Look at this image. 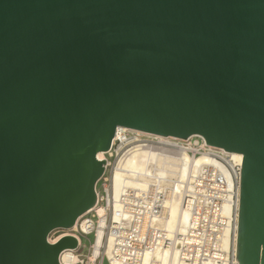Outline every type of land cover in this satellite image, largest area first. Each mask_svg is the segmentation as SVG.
Listing matches in <instances>:
<instances>
[{"label": "water", "instance_id": "water-1", "mask_svg": "<svg viewBox=\"0 0 264 264\" xmlns=\"http://www.w3.org/2000/svg\"><path fill=\"white\" fill-rule=\"evenodd\" d=\"M241 154L237 264H264V0H0V264H58L117 127Z\"/></svg>", "mask_w": 264, "mask_h": 264}, {"label": "built area", "instance_id": "built-area-1", "mask_svg": "<svg viewBox=\"0 0 264 264\" xmlns=\"http://www.w3.org/2000/svg\"><path fill=\"white\" fill-rule=\"evenodd\" d=\"M116 131L107 151L103 152V172L95 184V203L83 213L70 228L52 229L46 236L48 244L56 243L63 236L76 240L74 248L63 249L74 254L78 260L71 264H88L83 255L86 247L82 238L92 235L88 247L92 249L100 219L96 208H103L105 223L104 244L109 245L108 254L98 255L93 264H161L154 253L175 250L179 264H235V245L238 216V196L241 162L222 148L206 144L198 135L186 139L168 137L160 141L156 135L128 129L121 136ZM138 150H153L159 154L176 157L186 153L191 159L204 155L211 162L201 165L183 180H169L163 176L137 177L145 181L142 186L122 187L113 199L112 174L118 163ZM101 161V160H99ZM178 190L181 207L187 213L182 232L169 237L162 227L165 217V200L171 191ZM225 202L231 211L223 214ZM226 234V245L223 237Z\"/></svg>", "mask_w": 264, "mask_h": 264}, {"label": "bare ground", "instance_id": "bare-ground-1", "mask_svg": "<svg viewBox=\"0 0 264 264\" xmlns=\"http://www.w3.org/2000/svg\"><path fill=\"white\" fill-rule=\"evenodd\" d=\"M126 130L127 128L125 127H117L115 129L117 134L116 136H121L122 132ZM156 137L162 142H167L168 137L159 135H156ZM103 152H98L96 154L97 160H102ZM230 153L232 154V157L234 159L241 162V154L234 152ZM209 162L211 161L204 155L191 159L186 153H182L177 157H174L159 154L153 150H138V148H136L135 150L131 151V153L123 157V159L118 163V166L114 169L111 183L113 199L115 200L117 198L122 187H136L145 184V181H137V177H140V179L143 180L148 176L154 175L163 176L169 180H172L174 178L183 180L184 177H186L188 174L196 172L201 165L207 164ZM177 192V189L175 191H171L170 195L165 200L166 211L165 217L161 224L169 237L173 236L176 232H182L187 222V213L181 207V199ZM95 210L100 219L98 221V228L95 232L94 243L92 245V252L89 256L88 264H93L94 259L100 254L101 246H103L104 241V209L99 207ZM230 211V204L228 202H225L223 205V214L228 215ZM79 217H77V219ZM77 219L75 220V222L77 221ZM75 222L72 227L75 225ZM226 241L227 239L225 234V236L223 237V246L226 245ZM108 249L109 245L106 246V254H108ZM154 258L161 264H179L175 250L166 249L156 251L154 253ZM77 260L78 258L74 254L70 252H64L61 258V263L71 264L75 263ZM235 264H237V261Z\"/></svg>", "mask_w": 264, "mask_h": 264}, {"label": "rangeland", "instance_id": "rangeland-1", "mask_svg": "<svg viewBox=\"0 0 264 264\" xmlns=\"http://www.w3.org/2000/svg\"><path fill=\"white\" fill-rule=\"evenodd\" d=\"M155 152H158V151H155ZM166 155L175 157V155H172L170 153L166 154ZM92 238H93L92 235L88 236L87 239L82 238V243H84L86 245V247L83 250V255L85 256L84 261H86V257L89 258V256L91 255L92 249H90L88 247V243L92 241ZM104 254H106V246H105L104 241H103V246H101V250H100V254L99 255L102 256Z\"/></svg>", "mask_w": 264, "mask_h": 264}]
</instances>
